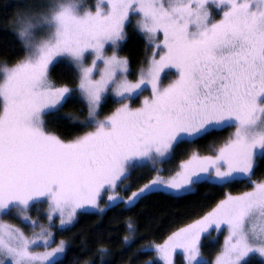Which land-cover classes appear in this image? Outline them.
<instances>
[{
  "label": "snow or ice",
  "instance_id": "snow-or-ice-1",
  "mask_svg": "<svg viewBox=\"0 0 264 264\" xmlns=\"http://www.w3.org/2000/svg\"><path fill=\"white\" fill-rule=\"evenodd\" d=\"M16 7L22 10L9 18L14 27L7 34L18 47L0 52V217L32 232L0 220V264H65L70 249L53 229L70 231L91 210L123 205L131 211L152 195L183 200L203 184L241 182L248 190L225 193L203 215L137 254L155 252L157 260L146 264H172L177 249L186 264L264 257V176L253 179L264 162V0H96L91 6L27 0ZM133 17L147 52L135 80L129 58L120 55ZM62 61L77 73L76 87L50 78ZM110 98L119 106L102 115ZM66 104L87 112L83 119L66 117L88 129L70 138L49 130V118L60 119ZM226 128L235 130L209 154L192 150L175 169L160 166L181 144ZM140 168L146 171L138 179L151 178L130 191L126 181ZM137 227L125 222L129 233ZM212 228L227 235L209 261L201 238ZM107 231L92 240L100 264H111L104 259L113 239ZM122 242L125 251L135 243L129 235Z\"/></svg>",
  "mask_w": 264,
  "mask_h": 264
},
{
  "label": "trees",
  "instance_id": "trees-1",
  "mask_svg": "<svg viewBox=\"0 0 264 264\" xmlns=\"http://www.w3.org/2000/svg\"><path fill=\"white\" fill-rule=\"evenodd\" d=\"M22 2H27V0H0V52L18 47L7 33L14 27L9 18H14L15 13L22 10L16 7ZM146 54L143 37L134 31L130 24L127 29V39L120 50V55L127 56L131 62V75L129 77L132 78L133 73L140 68ZM8 56L9 59L14 58L11 51H8ZM0 63H2V59H0ZM50 78L58 86L67 83L70 87H76L78 81L77 73L68 61L56 64L51 70ZM118 106V103L110 100L107 108L102 111V115L108 114ZM86 114V108L81 105L66 104L60 111V119L49 118L51 120L49 130L55 131L65 138L81 134L88 129L77 127L66 117L72 116L83 119ZM233 129L226 128L222 132L198 141L196 144H181L175 150L172 160L160 166L165 169H175L181 160L187 159L192 150L209 154L211 149L218 147L228 138ZM261 176H264V162H261L260 167L256 169V175L253 176V179H259ZM150 178V175H143V178L136 180L133 188L145 183ZM249 187L246 182L222 187L203 184L198 186L195 195L183 200L169 198L165 194H156L141 202L131 211L122 210L123 205H121L117 208L105 209L104 213L101 214L93 211L83 215L79 218V223L70 231L56 232V237L65 240L70 249L65 264H85L86 261L93 259L97 261V264H100L96 255L97 249L92 245V240L95 239L96 232L103 229H107V234L113 237L110 242L106 243L108 252L104 259L110 260L111 264H146L147 261L155 260V252L145 251L143 254H137V249L151 246L154 243H161L172 231L210 210L217 201L223 199L225 193L239 194L248 190ZM130 219L138 225L134 233L127 232L125 228V222ZM97 225L102 227L98 229ZM125 235H129L131 240L135 241L127 251H125V245L122 242ZM201 245L203 255L211 261L217 251L216 247L207 244V238L202 240ZM83 247L89 248L90 252L84 254L82 252ZM248 264L263 263L251 258Z\"/></svg>",
  "mask_w": 264,
  "mask_h": 264
},
{
  "label": "rangeland",
  "instance_id": "rangeland-1",
  "mask_svg": "<svg viewBox=\"0 0 264 264\" xmlns=\"http://www.w3.org/2000/svg\"><path fill=\"white\" fill-rule=\"evenodd\" d=\"M82 3L85 4V6H91V5H94L96 3V0H82ZM210 9L215 13L217 11V9L210 5L209 6ZM217 18H219V16H217ZM135 20H136V17H133L132 18V24L131 26L133 27V25L135 24ZM110 54V53H109ZM91 58H89V61H90ZM137 73H138V70L135 71V73H133V77H129L130 79H133L135 80L137 78ZM162 75V83L166 84L168 82V80L170 79V73H169V70L168 69H165V71L161 74ZM79 81H77V84L76 86L78 85ZM150 94V89L149 91H145L142 95H149ZM139 99H142V96L139 97ZM139 99L138 101H134L133 102V106H138L139 104ZM110 100H114L115 102V98H110ZM110 102V101H109ZM108 104V103H107ZM107 104L104 106L103 110H105V108H107ZM114 110V109H113ZM112 110V111H113ZM87 113V112H86ZM110 113V112H109ZM235 129H233V132H234ZM232 133V132H231ZM145 169L143 168H140V169H137L136 171H134L131 176L129 177V179L126 181V183L128 184H131L132 187L130 189V191H134L135 188L134 185L136 184V180L138 179V177L142 174L145 173ZM165 175H167L168 173H163ZM130 191L128 193H121V195H128L130 194ZM235 195V194H234ZM106 199V197H105ZM104 205V201L102 200L101 201V206L103 207ZM93 211H98V210H91V212ZM33 217L35 218V213L32 214ZM0 220H6L10 223H14L16 224L18 227H21L24 229V231L26 232V234H29L31 235V232H32V229L29 228V227H26L24 224L20 223L19 220H13L11 217H0ZM41 223H46V221H44L43 219H41ZM56 223L58 224L59 221L57 220ZM37 231L39 229H36ZM53 232H54V235H55V239L56 241L58 242L59 240H61V238H58L56 237V232H58L56 229H53ZM227 235V230L226 229H222V230H216L215 228H212L209 230L208 233H205L202 238H201V243H202V240L204 238H207V244H209L210 246H214L216 247L217 251L216 253L220 250L222 244H223V240H224V237ZM163 242V241H162ZM161 242V243H162ZM52 247H55V244L52 245ZM38 250H42V249H38ZM202 250V249H201ZM202 252V251H201ZM215 253V254H216ZM214 254V256H215ZM203 255V253H202ZM204 256V255H203ZM214 256L212 257V259L214 258ZM205 257V256H204ZM251 258H254V259H257V260H260L263 264H264V257H260L258 253H251L249 255L248 258H246L247 261H249ZM211 259V260H212ZM155 260H157V257H156V254H155ZM160 264H162V262H160ZM172 264H186V260H185V257H184V253L182 250L180 249H177L174 253H173V256H172Z\"/></svg>",
  "mask_w": 264,
  "mask_h": 264
}]
</instances>
